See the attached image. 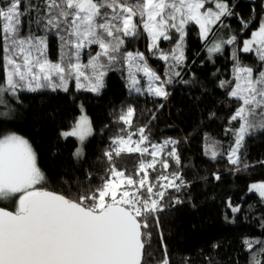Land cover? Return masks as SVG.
Wrapping results in <instances>:
<instances>
[{
  "label": "snow or ice",
  "instance_id": "6c2138e0",
  "mask_svg": "<svg viewBox=\"0 0 264 264\" xmlns=\"http://www.w3.org/2000/svg\"><path fill=\"white\" fill-rule=\"evenodd\" d=\"M234 7L229 0H0L4 69L0 103H5L6 95L18 100L23 90L67 92L73 80L77 90L99 93L107 71L115 65L126 71L130 94L167 100V86L181 77L186 61V26L194 22L209 60L221 54L225 45L233 46L231 76L220 80L218 86L238 105L228 117L229 125L236 122L238 127L225 129L233 142L225 148L215 141L210 156L217 159L226 155L236 172L246 171L250 164L241 152L245 140L264 131V15L258 21L255 17L247 21L240 18V32L258 23L242 47H237L239 33L235 31L227 39L210 40L216 26L230 27L222 18L233 17ZM145 33L147 51L165 62L163 74L149 64L144 52L127 49L128 42ZM53 35L58 39L56 61L49 58L48 38ZM174 38L176 42L169 49L160 47L162 41L171 43ZM241 53L253 54L256 62H243ZM135 111L127 106L118 120L131 128ZM62 135L78 139L80 146L73 155L82 159L83 145L93 135L89 117L81 114L71 131ZM178 143L171 138L151 143L148 125L136 132L121 129L104 153L109 168L101 186L88 195L74 197L47 188V177L28 139L15 133L0 134V203L8 204L18 197L13 210L0 207V264H148L153 256L151 229L159 228L167 191L180 192L187 181L180 171H172L160 175L158 183H150L147 170L155 171L157 164L167 170L169 160L180 164ZM122 154H147L151 161L141 160L134 176L117 169L113 157ZM88 178L92 179L91 175ZM249 191L264 201V182L252 183ZM229 207L234 213L241 210L231 202ZM244 243L248 249L260 244L259 253L264 254V241ZM158 264H169L166 250ZM251 264H259L255 256Z\"/></svg>",
  "mask_w": 264,
  "mask_h": 264
},
{
  "label": "trees",
  "instance_id": "16d2710c",
  "mask_svg": "<svg viewBox=\"0 0 264 264\" xmlns=\"http://www.w3.org/2000/svg\"><path fill=\"white\" fill-rule=\"evenodd\" d=\"M229 3L235 5V15L222 19L230 27L216 26L215 34H210L209 39H227L235 31L239 33L237 47H240L258 27L254 22L249 29L240 32V18L247 21L255 17L258 21L264 14L263 0H229ZM24 31H27L26 22ZM175 42V38L171 43L162 41L160 47L169 49ZM147 43L148 38L142 35L128 42L127 49L143 50L149 57V64L163 74L165 62L150 55ZM185 43L186 61L181 77L167 86V100L130 94L126 71L115 65L114 70L107 72L105 86L99 93L71 86L67 92L47 88L36 92L23 90L18 93V100L8 96L5 103H0V134L17 133L28 138L38 165L47 177V188L58 193H71L75 197L88 195L101 186L109 168L104 153L121 129L136 132L148 125L151 143L168 138L177 140L181 156L180 164L169 160L167 170L159 164L155 171L148 169L149 182L158 183L160 175L172 171H180L187 181L180 192L167 191L163 201L165 210L159 213V228L151 229L153 256L148 259V264L162 261L165 250L169 264H251L254 256L259 264H264V254L259 253L261 245L255 244L253 249H248L244 243L245 240L264 241V201L256 192H248L251 182L264 180V163H260L264 161V131H257L245 140L241 152L246 154L250 164L246 171L236 172L226 155L211 158L215 141L222 142L225 148L233 142L232 134H225V129L238 127L236 122L229 125L228 120L238 105L228 98L226 90L218 86L220 80L231 76L233 46L225 45L221 54H214L209 60L205 41L194 22L186 26ZM48 47L49 58L56 61V36H49ZM83 58L87 59V55ZM240 59L248 64L256 62L250 53H241ZM3 79L0 47V81ZM181 79L191 83H182ZM80 105L90 117L93 135L84 144V157L75 159L73 150L77 140L63 137L62 132L74 125ZM129 105L136 110L131 128L118 120L121 111ZM170 149L171 146L167 150ZM113 159L117 161V169H124L126 174L134 176L141 160L151 161L147 154H122ZM216 175L219 180L215 179ZM174 198L181 202L175 203ZM17 200L18 197L8 204L0 203V206L13 210ZM229 202L241 210L234 213Z\"/></svg>",
  "mask_w": 264,
  "mask_h": 264
},
{
  "label": "rangeland",
  "instance_id": "374dc122",
  "mask_svg": "<svg viewBox=\"0 0 264 264\" xmlns=\"http://www.w3.org/2000/svg\"><path fill=\"white\" fill-rule=\"evenodd\" d=\"M263 5H264V0H263ZM264 15V14H263ZM199 27V26H198ZM256 30V29H255ZM146 37H147V35H146V33L144 34ZM247 38H250V36L249 37H247ZM246 38V39H247ZM148 43H149V40H148ZM147 43V44H148ZM240 47H242V44H241V46ZM97 49H96V47L95 46H93V48H92V51L93 52H95ZM128 50H132V51H135V50H137V49H128ZM139 51H141V52H144L143 50H140V49H138ZM85 56V55H84ZM83 60L86 62L87 61V59H84L83 58ZM118 67H120V65H117ZM116 67V66H115ZM115 68H114V66L110 69V70H114ZM110 70H108V71H110ZM107 71V72H108ZM139 75H142V74H139ZM105 78V77H104ZM71 86H73L75 89H76V87H75V81L73 80V81H70V83H69V88L71 87ZM8 96H10V95H6L5 97H4V99L6 100L7 98H8ZM82 106V107H81ZM81 114H86L87 116H88V114H87V112H86V110H85V108H84V106L83 105H80V113H79V115H78V117L81 115ZM78 117H77V119H78ZM89 117V116H88ZM76 119V120H77ZM89 119H90V117H89ZM76 122V121H75ZM71 129H72V127H70L69 129H66V130H64L63 132H65V131H71ZM62 132V133H63ZM15 134H17V133H15ZM18 135H20V134H18ZM21 136H23V135H21ZM24 138H26L25 136H23ZM64 137V136H63ZM65 138H67V137H65ZM73 138H75L76 140H77V145L75 146V148H74V150H73V154H74V152H75V150H76V148L77 147H79L80 146V142L78 141V139L76 138V137H73ZM26 139H28V138H26ZM88 139V138H87ZM29 140V139H28ZM30 142V141H29ZM31 143V142H30ZM85 144V143H84ZM32 145V144H31ZM33 147V146H32ZM34 149V148H33ZM83 150H84V145H83ZM35 151V150H34ZM74 156V155H73ZM75 158V157H74ZM75 159H77V158H75ZM257 182H264V180H257V181H253V182H251L250 184H249V186H248V192H254V191H249V188H250V185L252 184V183H257ZM258 194V193H257Z\"/></svg>",
  "mask_w": 264,
  "mask_h": 264
},
{
  "label": "water",
  "instance_id": "95a60500",
  "mask_svg": "<svg viewBox=\"0 0 264 264\" xmlns=\"http://www.w3.org/2000/svg\"><path fill=\"white\" fill-rule=\"evenodd\" d=\"M0 207H2V206H0ZM9 210H11V209H9Z\"/></svg>",
  "mask_w": 264,
  "mask_h": 264
}]
</instances>
